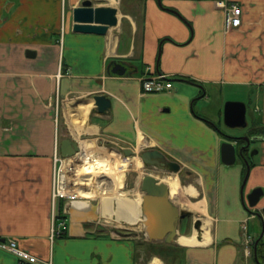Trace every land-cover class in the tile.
Segmentation results:
<instances>
[{"label":"crops","instance_id":"crops-1","mask_svg":"<svg viewBox=\"0 0 264 264\" xmlns=\"http://www.w3.org/2000/svg\"><path fill=\"white\" fill-rule=\"evenodd\" d=\"M81 1L0 0V240L13 238L51 264H142L140 233L108 228L116 215L107 220L102 199L59 201V210H67L66 228L50 237L56 143L70 139L80 148L79 139L89 136L132 152L153 150L156 157L145 153L149 164L159 158L179 164L178 171H167L195 194L170 193L176 206L171 196H189L193 204L183 208L193 214L190 225L183 218L177 237L167 243L184 251L178 264H259L254 254L264 243L260 238L255 248L264 226V0H96L94 5L118 8V24L105 34L73 31L72 8ZM219 2L240 6V25L225 30ZM115 63L124 73L112 71ZM147 73L167 75L172 87L143 93L139 79ZM95 94L107 95L110 108L100 112ZM227 101L245 103V126L225 124ZM83 104L86 110L79 109ZM222 123L244 128L230 135L249 138L246 159L222 162L221 145L229 141ZM251 142L256 150L249 153ZM256 187L263 194L251 207L247 195ZM139 213L137 228L145 235L141 206ZM195 219L208 243H178L188 227L197 237ZM245 232L255 240L250 252ZM0 264L28 263L0 247ZM147 264L165 262L153 255Z\"/></svg>","mask_w":264,"mask_h":264},{"label":"water","instance_id":"water-1","mask_svg":"<svg viewBox=\"0 0 264 264\" xmlns=\"http://www.w3.org/2000/svg\"><path fill=\"white\" fill-rule=\"evenodd\" d=\"M72 29L80 33L105 34L107 30L118 24V8L111 5H94L92 0H82L80 5L72 8ZM113 72L124 73L125 69L120 63H115ZM93 100L100 112L106 111L111 106L110 98L105 94H95ZM245 103L240 101H227L224 106V122L227 126H245ZM249 143L248 137H243ZM79 147L76 142L70 139H63L60 143V152L63 157H71ZM126 155L132 153V150H125ZM145 153L151 157H156L153 150L142 154L143 161ZM221 160L226 165L236 161V145L233 142L224 141L221 145ZM171 171H178L179 164L175 161H168ZM248 170L243 182L245 183ZM142 195L141 208L145 216L146 234L151 239H162L166 243H171L178 235V226L180 221L191 215L188 209H180L170 200L169 187L166 183L159 180L152 174L144 175L141 180ZM263 190L260 187L254 188L248 195V204L253 207L257 204ZM264 220V207L260 214ZM193 227L197 230V238H201V220L195 219ZM264 239V226L260 237L255 242V248L258 240ZM258 261V260H257Z\"/></svg>","mask_w":264,"mask_h":264},{"label":"bare ground","instance_id":"bare-ground-1","mask_svg":"<svg viewBox=\"0 0 264 264\" xmlns=\"http://www.w3.org/2000/svg\"><path fill=\"white\" fill-rule=\"evenodd\" d=\"M87 107H88L87 105L83 104L79 106V109L86 110ZM85 147L86 149L84 150L83 154H81L83 156H81L79 163H77L78 161L74 160L72 167L71 168L69 167L67 169V173H65L64 181H63L64 187L65 185L68 184L71 185V187L75 189V192L78 193L80 197H82L81 200H87L88 198H91V196L95 195L97 193V189L95 188L97 187L98 188L100 187L101 190H105L109 192L111 190H115L117 193H121L120 196H116V197L114 195L113 197L102 196L101 198L103 205L102 211L106 215L107 220H109L113 216V213H115L116 222L127 223V224L137 223V221L140 220L139 212H140L142 197L136 196L130 198L127 196L126 192L122 189V184L124 181V170H126L128 166H130L132 162L131 158L125 157L120 160H115V158L118 155L113 151H110L111 157L105 156L104 158L103 156L102 158L101 156L98 155L90 158L91 155H93L91 154L92 146H90V144L87 142ZM119 161L121 162L120 165H118ZM68 165L65 166V169L66 167H68ZM140 165H141L140 161L138 160L137 164H134V168L140 167ZM112 170L114 171L117 170L118 174H115L114 178L109 179L108 177L109 174L105 172L108 171L111 172ZM167 183L169 184L170 187V193H172L173 195L175 193L176 194L187 193L191 195L195 194L194 189L190 186H186L183 189H181L179 187L177 179L174 177L168 178ZM112 199H114L116 203L115 209H113L111 206ZM177 241L182 245H204L208 243V236L206 235L205 237L198 239L195 233L191 235L180 234L177 238Z\"/></svg>","mask_w":264,"mask_h":264},{"label":"rangeland","instance_id":"rangeland-1","mask_svg":"<svg viewBox=\"0 0 264 264\" xmlns=\"http://www.w3.org/2000/svg\"><path fill=\"white\" fill-rule=\"evenodd\" d=\"M68 2V0H66V3ZM66 9V8H65ZM221 129L222 131L225 133V135H230V134H240L242 132V130H244V128H229L227 126H225L223 123L221 125ZM242 136V135H241ZM93 137H89V136H83L81 137L80 140V144L81 147L79 148V152L77 153V163H79L81 154H83L84 150L86 149V143L89 141L93 142V146H92V153L93 155H91L90 158H92L93 156H101L103 158H105V156H109L110 155V151L115 152L118 156L115 158V160H120L123 159L125 157L131 158L132 162L130 164V166H128V168L126 170H124V181L122 184V189L126 192L127 196L132 198V197H136V196H141V180L143 178L144 175L147 174H152L155 177H157L159 180H161L162 182L167 184L168 178L173 177L176 174L167 172L165 171H161L160 169H157L156 167L150 165L149 163L143 161V157H142V153L141 151H137V152H132L129 155H126L124 152V147H121V145L114 143L113 141L107 140L105 138L99 140V141H94V139H92ZM91 146V145H90ZM95 146V147H94ZM106 153H105V151ZM256 150V142H251V144L249 145V153L252 151ZM104 151V152H103ZM109 151V152H108ZM254 156V155H253ZM145 159H149L148 157L145 156ZM130 160V161H131ZM140 161V167H136L134 168V164H137V161ZM149 161V160H148ZM151 161V160H150ZM120 161L118 163V165H120ZM107 174H109V179L114 178L115 174H118V171H114L112 170L111 172H105ZM114 173V174H111ZM177 176V175H176ZM182 176V174H181ZM187 181H182V184H187ZM95 188V187H94ZM97 189V193L93 196H91V198H94V200L100 201L102 196L104 197H113V195L116 196H120L121 193H117L115 190H111L109 191H105V190H101V188L97 187L95 188ZM142 197V196H141ZM188 197L189 196H182L181 199H177L173 196H171V199L174 200V202H176V204L181 207V208H187V207H193L192 203H190L188 201ZM183 199H186L188 202L184 201ZM111 203L116 204L114 199H112ZM142 201V200H141ZM112 206V204H111ZM114 206V205H113ZM116 206V205H115ZM141 206V205H140ZM113 208V207H112ZM115 209V208H114ZM193 209V208H190ZM194 211H196V209H194ZM194 213H198V212H194ZM140 215V214H139ZM116 221H112V222H107L108 228L112 229V230H116L119 233H125L128 236H134L137 233H140V238L139 241H142L141 246L139 248L138 251V258L141 259V263L142 264H147L153 255H158L159 258L161 257V259H163V261L165 262V264H178V262L180 261V258H183L184 255V251L180 250L179 247L174 246V244H167L163 241H155V242H151L149 243L148 241H146L147 239H149L150 237L147 234H143L141 232V230H139L140 227L141 229V224L138 222L136 224H127V223H115ZM184 226H180V230L184 229ZM144 232H146L145 228ZM142 229V230H143ZM187 235H190L192 232H190V227L186 228ZM185 230V231H186ZM251 232H254L251 228ZM259 234V232L257 233ZM256 235V234H255ZM257 236V235H256ZM146 239V240H144ZM262 250L264 251V248H262ZM262 256L264 257V254L262 253Z\"/></svg>","mask_w":264,"mask_h":264},{"label":"built area","instance_id":"built-area-1","mask_svg":"<svg viewBox=\"0 0 264 264\" xmlns=\"http://www.w3.org/2000/svg\"><path fill=\"white\" fill-rule=\"evenodd\" d=\"M224 6V25L225 30L228 31L232 27H236L241 23V8L238 4L231 3L225 5L224 2H219ZM140 87L143 93L162 92L169 90L172 87L171 78L163 73L149 74L140 77ZM78 153V152H77ZM71 157H63L59 151L58 145L55 146L53 161L55 166L54 182L51 195L52 205V227L50 237L61 236L66 228L67 210H59V201H64L67 204L78 202L82 199L71 185H63L65 173L67 169L72 167L74 160H77V155ZM69 164V165H68ZM68 165V167L65 166ZM72 174V173H71ZM72 184V182H71ZM245 228V227H244ZM245 230V229H244ZM245 234L246 250L250 252L254 239L251 235ZM0 247L15 253L21 263L32 264H51L50 261H42L37 256L18 247L17 242L13 238L0 240Z\"/></svg>","mask_w":264,"mask_h":264},{"label":"flooded vegetation","instance_id":"flooded-vegetation-1","mask_svg":"<svg viewBox=\"0 0 264 264\" xmlns=\"http://www.w3.org/2000/svg\"><path fill=\"white\" fill-rule=\"evenodd\" d=\"M93 3H95L96 0H92ZM228 136L227 138L229 139V142H233L235 143L236 148L238 147V152H237V157H240L242 159H246L245 157V153L247 152L248 149V143L242 138V136H232V135H226ZM156 164H150L154 167H156L157 169H160L161 171H169V165H168V160H165L164 158H159V162L158 159ZM167 171V172H168ZM193 214L187 216V218H185V222L189 221V225L191 223V219H192Z\"/></svg>","mask_w":264,"mask_h":264},{"label":"trees","instance_id":"trees-1","mask_svg":"<svg viewBox=\"0 0 264 264\" xmlns=\"http://www.w3.org/2000/svg\"><path fill=\"white\" fill-rule=\"evenodd\" d=\"M262 248H264V243L261 241L254 254L255 258L258 259L259 264H264V257L262 256V253L264 254V251L262 250Z\"/></svg>","mask_w":264,"mask_h":264}]
</instances>
